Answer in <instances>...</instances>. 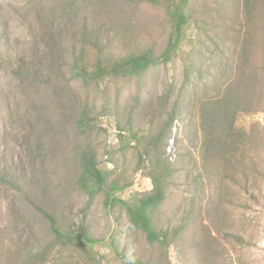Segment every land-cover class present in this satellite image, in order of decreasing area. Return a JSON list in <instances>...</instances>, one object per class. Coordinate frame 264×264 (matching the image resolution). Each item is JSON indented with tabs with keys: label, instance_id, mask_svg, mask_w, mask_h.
I'll list each match as a JSON object with an SVG mask.
<instances>
[{
	"label": "rangeland",
	"instance_id": "obj_1",
	"mask_svg": "<svg viewBox=\"0 0 264 264\" xmlns=\"http://www.w3.org/2000/svg\"><path fill=\"white\" fill-rule=\"evenodd\" d=\"M166 2L0 0V264H264V145L250 192L240 171L236 185L219 186L218 169L204 171L200 158L199 103L233 76L237 43L224 34L242 0H190L193 21L166 64L98 84L73 76V58L91 66L96 45L110 60L159 53L171 29ZM82 107L95 123L85 138L74 125ZM252 110L236 126L264 125V107ZM171 115L160 153L173 175L151 214L164 245L132 228L104 191L89 198L78 188L77 155L96 150L107 182L125 185L120 200L149 191L138 154ZM116 124L126 127L120 142ZM130 132L141 145L125 143ZM44 212L62 232L85 230L93 241L53 245Z\"/></svg>",
	"mask_w": 264,
	"mask_h": 264
},
{
	"label": "trees",
	"instance_id": "obj_2",
	"mask_svg": "<svg viewBox=\"0 0 264 264\" xmlns=\"http://www.w3.org/2000/svg\"><path fill=\"white\" fill-rule=\"evenodd\" d=\"M189 4L190 0H167L165 5L171 29L159 53L156 54L152 47H147L110 60L101 56L96 45L97 55L91 66H87L82 57L73 58L70 65L73 76L87 84H98L109 77L138 76L150 67L168 63L176 56L185 38L186 29L193 21ZM225 31H228V36L227 33L224 34L226 39L231 38L237 43L233 76L226 79L214 95L205 97L199 103L200 158L204 171L207 168L218 169L219 186L231 188V185H236L240 171L245 179V189L250 192L256 175L262 172L259 146L264 145V125L254 122L248 127L239 128L235 120L240 113H250L252 109L255 111L264 107V0H242L240 15L234 16ZM92 120L93 117L86 107L79 108L74 125L84 138L95 128ZM172 121L173 115L167 118L159 134L150 136L142 144L138 154L141 158L138 165L151 179L152 188L146 192H137L127 200L114 196L125 185L118 186L115 181L107 182L109 171L100 167L93 147L84 145L77 155L78 188L86 192L89 198L104 191L105 201L110 199L112 203L117 202L124 207L132 228L140 230L149 243L157 241L164 245H168L170 240L166 232L155 227L151 214L163 202L173 175L168 160L162 155L163 152L160 153V140L166 138ZM116 127L120 142L126 137V127L117 124ZM131 140L138 147L144 138L130 132L125 143L128 145ZM220 192L221 189V196ZM249 194L254 199V195ZM44 215L54 234L53 245L71 244L84 249L87 243L93 241L85 230L62 232L51 214L44 212ZM233 235L241 243L244 242L242 236Z\"/></svg>",
	"mask_w": 264,
	"mask_h": 264
},
{
	"label": "built area",
	"instance_id": "obj_3",
	"mask_svg": "<svg viewBox=\"0 0 264 264\" xmlns=\"http://www.w3.org/2000/svg\"><path fill=\"white\" fill-rule=\"evenodd\" d=\"M175 128V127H174ZM171 143H172V139L170 140V145H171Z\"/></svg>",
	"mask_w": 264,
	"mask_h": 264
}]
</instances>
